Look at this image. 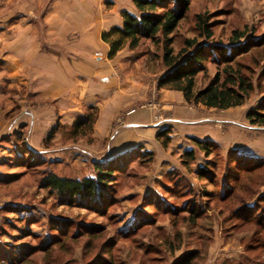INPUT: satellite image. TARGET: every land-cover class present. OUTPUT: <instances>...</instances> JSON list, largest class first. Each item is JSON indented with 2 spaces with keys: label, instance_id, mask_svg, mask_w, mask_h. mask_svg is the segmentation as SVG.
<instances>
[{
  "label": "rangeland",
  "instance_id": "1",
  "mask_svg": "<svg viewBox=\"0 0 264 264\" xmlns=\"http://www.w3.org/2000/svg\"><path fill=\"white\" fill-rule=\"evenodd\" d=\"M120 2L128 0H0V264H102L108 259L113 264H170L187 250L197 253L192 264H264V124L246 118L264 105V44L238 58L253 86L241 105L215 109L188 104L206 119L208 135L145 137L115 156L105 154L109 135H68L73 121L61 119L75 120L88 106L60 110L55 99L62 91L53 96L33 85L38 74H45L42 67L32 72L29 61L15 67L18 58L8 45L16 31L45 37L49 24L57 56L63 42L68 45L79 36L80 23L92 31L98 7L107 11ZM196 13L207 16L214 41L230 46L233 30L245 31L238 45L264 39V0H190L173 34L174 50L183 38L197 35ZM206 66L212 72L213 66ZM152 67L156 71L160 64L152 61ZM159 101L155 119L151 105ZM142 104L153 109L158 132L175 129L171 103L165 108L150 95L137 105ZM30 111L36 115L33 124ZM11 118L19 124L9 130ZM122 119L116 116L114 125ZM193 139L207 143V156ZM137 147L147 153L142 161L133 154ZM186 150L194 152L193 160L182 156ZM98 162L120 169L100 207L64 204L40 186L47 172L92 176V164ZM248 162L260 168L230 199L235 179L242 175L236 167ZM203 166L209 181L196 177L195 170Z\"/></svg>",
  "mask_w": 264,
  "mask_h": 264
},
{
  "label": "trees",
  "instance_id": "2",
  "mask_svg": "<svg viewBox=\"0 0 264 264\" xmlns=\"http://www.w3.org/2000/svg\"><path fill=\"white\" fill-rule=\"evenodd\" d=\"M132 3L134 14L122 10L121 25L112 26L100 34L101 40L108 45V58H112L124 46L138 50L143 43H148L156 51L148 45L147 49L141 51L142 54L158 58L164 69L158 77L157 88L180 91L186 103L215 109L239 106L249 97L253 86L238 58L252 48L262 47L264 39H247L243 45H238L236 42L245 37V31L233 30L228 39L230 46L214 41L213 29L207 16L196 13L194 27L197 35L183 38L180 47L174 50L173 34L185 18L190 0H132ZM207 63L213 66L212 72L206 66ZM87 109L69 127L67 132L72 138L91 134L97 109L94 106H88ZM246 118L252 124H264V105H260V109L249 111ZM166 135L167 131H159L156 138ZM193 143L198 151H204L205 156L209 154L210 147L205 141L193 139ZM133 154L142 161L147 153L137 147ZM182 156L192 160L195 158L192 150L184 151ZM186 159L182 162L187 163ZM259 168V165L251 164L236 167L242 175L235 179L234 188L229 193L230 199L234 196L235 188L245 189L248 176ZM118 171L119 167L112 168L98 162L92 164V176L76 178L47 172L41 177L40 186L59 197L64 204L97 208L105 203L110 186L116 182L115 172ZM195 172L198 179L209 181L211 178L207 175L206 166L197 168ZM241 200L240 198L238 202L242 203ZM189 212L192 213L190 217H194V211L190 209ZM240 216L237 213L235 217ZM247 220L250 218L245 217L244 221ZM100 234L98 232V237ZM196 256L195 250H187L175 257L170 264H192ZM102 264L113 263L108 259Z\"/></svg>",
  "mask_w": 264,
  "mask_h": 264
},
{
  "label": "crops",
  "instance_id": "3",
  "mask_svg": "<svg viewBox=\"0 0 264 264\" xmlns=\"http://www.w3.org/2000/svg\"><path fill=\"white\" fill-rule=\"evenodd\" d=\"M117 4L107 11L98 7V18H95L97 23L91 28L92 31L84 29L85 25L81 23L80 26H75L79 36L68 45L63 42L62 49H59L62 52L57 56L55 50L58 48L53 45V32L49 24L45 37L27 35V29L16 31L12 38L13 43L7 42L9 48L6 47L14 51L18 58L15 67L19 62L21 66L26 61L31 63L32 72L36 71L37 67H42L45 74H38L39 80L33 85H40L42 92H51L53 96L62 91L63 94L55 99V104H58L60 110L62 107L77 108L83 103L97 107L98 115L92 135H98V139L111 136L110 145L105 149L106 156L119 155L145 137L154 139L159 130V124L152 123L151 120L154 111L150 107L137 105L150 95L161 100L165 108L169 107L167 103L172 104L174 118L170 122H173L175 129L167 135H208L204 122L206 119L200 118L198 111L184 101L180 91L157 88L158 77L164 72L161 65L158 70H153L152 61L159 66L158 58L142 54L139 50H131L127 46L117 51L112 58L107 57L108 45L101 40V32L121 25L122 10L135 13L132 0ZM12 74L20 77L17 71ZM158 104L160 105V101ZM30 113L33 124L36 115L34 111ZM118 115H122L123 119L119 125H114ZM73 119L65 116V119L61 120L71 123ZM13 120L14 118H11L7 123L10 124L9 130L19 124ZM199 123L204 125L197 126Z\"/></svg>",
  "mask_w": 264,
  "mask_h": 264
},
{
  "label": "built area",
  "instance_id": "4",
  "mask_svg": "<svg viewBox=\"0 0 264 264\" xmlns=\"http://www.w3.org/2000/svg\"><path fill=\"white\" fill-rule=\"evenodd\" d=\"M141 107L142 106H144L143 104L142 105H140ZM152 107H153V109H154V111L155 112H157L156 114H155V119L157 118V116L159 115V111H160V109H161V105H159L158 103L156 104V103H153V105H151Z\"/></svg>",
  "mask_w": 264,
  "mask_h": 264
}]
</instances>
